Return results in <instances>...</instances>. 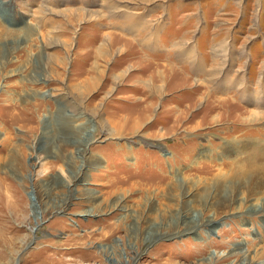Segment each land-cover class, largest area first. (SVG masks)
<instances>
[{"label":"rangeland","instance_id":"rangeland-1","mask_svg":"<svg viewBox=\"0 0 264 264\" xmlns=\"http://www.w3.org/2000/svg\"><path fill=\"white\" fill-rule=\"evenodd\" d=\"M263 113L264 0H0V264H264V210L182 226Z\"/></svg>","mask_w":264,"mask_h":264},{"label":"bare ground","instance_id":"bare-ground-1","mask_svg":"<svg viewBox=\"0 0 264 264\" xmlns=\"http://www.w3.org/2000/svg\"><path fill=\"white\" fill-rule=\"evenodd\" d=\"M226 103H228V105H226ZM215 104L216 103L214 102L208 103L207 111L205 113L206 117H208L209 114H212L217 109L219 105L217 104L215 105ZM231 105L232 103L230 101H227L221 104L220 107L224 108L229 113V116L226 115L228 117L226 118L227 120H224V121L222 120L221 123H223V126H225L228 129H230L229 126H231L232 129L235 127L241 128L242 126L241 125L239 126L238 124L243 123L241 121L242 119L238 120L237 122L230 121L231 115L233 114V112H235V110L232 108L233 106L231 107ZM235 107H237L236 111L239 113L238 114L239 118L245 115V112H242L239 106H235ZM203 110H204L203 108L199 110L197 113H195L196 114L195 116L203 112ZM258 120H264V113L262 117L259 118ZM243 121L252 123L251 120H248V117H246ZM232 123L236 125L234 126ZM197 126L199 127V124H197ZM258 132L260 133V131ZM248 143L243 144V147L246 149V151L244 152V156L241 159H237V158L236 160L233 159L234 160L233 166L231 165L228 169L220 165L219 166L215 165L214 167L211 166L209 170H204L205 172L202 171L204 169L203 168L201 170V172L204 173L203 177L202 176H197V178L196 177L192 178L189 176L182 177L184 185H185L183 186H184V189H187L186 190L187 192L191 191L192 189H195L196 191H198L202 185H206V187L204 188L205 191L210 190L211 186H214L213 188L219 189L222 186L226 187L227 183L232 182L234 179L239 178L240 176L238 177V175H241L242 177V181H241L242 184L240 186H237V188L232 187L231 192L229 191L228 193H225L222 195H217L215 197L213 196L211 197L210 201H207L206 205L209 204L210 205L209 207L212 209L211 219L209 221L208 220L204 221V219L202 218H199L198 220L195 221L193 220V218L192 219L190 218L188 222V219L185 218V222L182 224L185 231H190V233H193L194 235H196V232H198V230H200V228H202L201 226L203 225H209L212 231L215 230L216 228L215 224L217 223L216 220L218 219L217 218L218 214H221L222 211L230 209L234 206L236 208V210L234 211H238L240 213L241 219H244V217L241 216L242 207H244V205L248 204L247 210L249 211H259L260 209L264 210V144L262 145L260 141L259 142L250 141ZM234 146L235 145H232V144L231 146L228 145L224 148V151L225 152L226 151L228 152L230 150L234 151L235 149ZM207 171H209V173H206ZM211 182L213 183L211 184ZM174 185H175V181L165 184L169 194L171 191H173ZM188 196L192 200L195 197H197V193H193ZM259 224L261 225L264 231V222L259 221ZM200 244H202L203 246L205 245L208 246V243H206L205 240H203L202 243ZM198 248L200 249V252H203L206 249V247H202V246H199ZM237 250H242V248H238ZM233 254H234L233 252L230 253V255H233ZM218 255L219 254L217 253L215 254V256L210 257L208 260L212 264H214L215 261L213 260Z\"/></svg>","mask_w":264,"mask_h":264}]
</instances>
